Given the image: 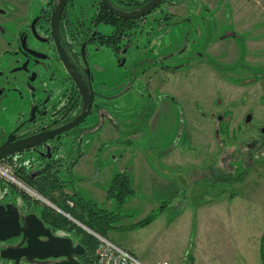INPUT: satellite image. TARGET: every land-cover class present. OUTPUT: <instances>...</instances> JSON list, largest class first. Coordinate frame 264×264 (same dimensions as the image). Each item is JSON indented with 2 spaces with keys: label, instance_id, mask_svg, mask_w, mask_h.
Instances as JSON below:
<instances>
[{
  "label": "rangeland",
  "instance_id": "374dc122",
  "mask_svg": "<svg viewBox=\"0 0 264 264\" xmlns=\"http://www.w3.org/2000/svg\"><path fill=\"white\" fill-rule=\"evenodd\" d=\"M56 1L32 0L29 18L40 11L42 4L49 8ZM98 1L71 0L68 18L71 17L75 28L82 31L94 12H98L95 27L99 24L105 36L114 31V27L101 21L103 14ZM210 1L184 0L183 15L172 16L170 12L176 8L172 6L174 1L166 0L150 17L137 21L133 25L136 35L125 43L129 50L122 66H115L116 57L113 49L109 51V45H106L108 50L98 52L95 59L99 66L95 74L97 81L106 83L104 93H114L117 89L125 92L130 89L131 93L114 103L105 102V107L114 115L101 116L96 111L95 116L88 119V130L76 132L74 137L77 150L79 144H84L85 148L87 144L90 156L85 164L91 161L99 146L110 141L120 143L104 146L106 152L98 153V161L111 166L109 173L125 168L134 195L121 209L125 221L106 238L146 264H264V137L261 132L264 127V31H256L261 22L245 35L229 36L235 31L231 24V6L211 2L210 8L206 6ZM180 3L182 0L175 1V4ZM225 8L222 16L215 15ZM17 29L12 25L3 36L4 43H12L7 44L8 49H16L13 44ZM221 40L224 43L210 46ZM51 54L56 60L53 51ZM10 66L8 55L0 60V68L5 72ZM56 66L59 93L65 89L61 83H70L62 65ZM43 76L48 80L46 74ZM15 97V92L5 96L6 99ZM154 108L156 117L149 128L150 120L148 123L140 120L139 115ZM0 126L13 129L14 115L9 109L0 111ZM113 130H119V134ZM52 145L12 158L15 162L21 161L28 174L61 161L63 193L72 194L76 186L84 197L103 202L99 192L81 190L85 182L75 176L76 165L73 174L63 176L69 160L76 157L77 151L68 158L73 151L72 144H60L58 153ZM50 147H53V155L46 152ZM46 156L54 161L50 163ZM5 161L0 165L10 168L6 167L15 181L0 175L1 189L8 184L9 191L5 198L0 189L3 203L15 204L26 213L25 199L31 198L41 209L46 206L60 214L63 212L64 217L80 227L79 221L59 208L63 199L57 191L51 196L58 205L51 199L41 198L36 188L20 178L13 163ZM244 170H248V178L243 183L231 185L220 178L225 175L234 178ZM39 197L40 200L36 199ZM68 204L73 206L72 201ZM112 204L102 207L115 212L117 207ZM149 218L151 222L144 224ZM128 227L133 228L120 229ZM53 229L59 236L69 237L78 244L74 233ZM3 249L6 246L0 244V252ZM0 264L8 263L0 257ZM21 264L31 263L23 261Z\"/></svg>",
  "mask_w": 264,
  "mask_h": 264
},
{
  "label": "flooded vegetation",
  "instance_id": "af4514ba",
  "mask_svg": "<svg viewBox=\"0 0 264 264\" xmlns=\"http://www.w3.org/2000/svg\"><path fill=\"white\" fill-rule=\"evenodd\" d=\"M59 1L57 0L56 3L54 2L55 4H50L49 8L42 4L40 11L29 18L32 8L29 2L32 3V0H28L27 2L26 0H0V60L7 55L11 57V66L8 71L5 72V70L0 68V111L9 109L11 114L14 115L13 129L6 130L3 126H0V146L6 144L10 138H12V140L15 139V141H20L64 127L73 122L84 108L83 94L80 92L76 81L70 76L60 59L55 36L53 34L52 14L59 4ZM109 1L111 5L118 10L133 12L139 10L151 0H146L145 2H137V0ZM68 5L62 13L58 25L59 40L74 68L78 83H80L82 87H84V84L88 87L89 93L93 95L94 102L90 115L80 125L45 143L53 144L52 146L56 153L61 151L60 144L69 142L72 144V147L73 144H76L74 137L77 133H82L86 131V129L88 130V119L95 116L94 114L96 111H99L101 116H113V111L105 107V102L114 103V100H120L125 95V90L122 89H117L114 93H104L103 86L106 83L97 81L95 74L96 67L99 66L95 57L97 53L103 49L108 50L106 44H103V42L115 35V32L112 30L110 34H104L105 36H103V34H101V29H99V24H96L95 27L94 22H97L95 15L98 12H96V14L94 12L85 30L79 31L75 28L74 21L70 19V15V18H68ZM119 6H124V8ZM98 7L101 14L105 12L107 15L115 16L108 11L101 1ZM119 19L126 20L124 18ZM145 19L146 18L136 21H144ZM98 21H100V17ZM101 23L100 26L102 25ZM12 25L18 27L14 40L15 42L13 44L16 46V49H8V45L11 46L12 43H4L3 38V36L9 32ZM125 43L126 40L124 39V35H122V39L121 41L119 40L118 44L119 49H117V52H113L116 57L115 66H122L125 63V55L129 50ZM23 45L25 49H23ZM51 51L56 55L57 62L55 58H53ZM93 51H95L94 54ZM109 51L112 52L111 47H109ZM121 57L122 60H120ZM56 63L62 65L63 69L66 71V77L69 80H67V82L70 83L69 85L65 84V82L61 83L65 89L59 93L57 92L58 86L56 79H58V77L56 74ZM215 63L220 65L217 62ZM44 74L47 75L48 80L43 76ZM51 74H54L52 78L50 77ZM11 92H15L16 97L13 99H6L5 96ZM169 100L173 101L172 99ZM10 103V107L7 108L6 106ZM9 117L11 118V115H9ZM263 130L264 127L261 130L264 137ZM71 135H73V137H71ZM53 147H50V152H52V154L46 151L48 155H53ZM42 155L44 156L45 153L43 152ZM48 157L49 156H46V158ZM5 160V162H8L11 158L9 157ZM5 187L6 188L1 189V193L7 198L9 195L8 184H6ZM3 202L4 200H0V204H3ZM32 212L34 211H30L29 213ZM52 233L59 236L53 228ZM22 240L23 237L21 236L18 239L0 242V244L6 246V248L21 249L27 247V242L20 245ZM41 240L46 239L41 238ZM23 261L25 260L22 259L21 263ZM46 261L55 262L57 260L51 258L38 262ZM4 262L15 264V262L6 260H4Z\"/></svg>",
  "mask_w": 264,
  "mask_h": 264
},
{
  "label": "trees",
  "instance_id": "16d2710c",
  "mask_svg": "<svg viewBox=\"0 0 264 264\" xmlns=\"http://www.w3.org/2000/svg\"><path fill=\"white\" fill-rule=\"evenodd\" d=\"M101 21H103L107 25H111L114 27L115 35H113L110 39H107L103 42V44L109 45L114 52H117L119 49L118 44L119 40L121 41L122 35H124V39L128 40L131 37L136 35L134 28V24H136V20H121L115 16L107 15L105 12L101 16ZM122 33V35H121ZM155 108L152 110L146 109L144 113L139 115L140 120L144 119L147 123L152 117ZM152 112V113H151ZM103 125V124H102ZM224 132V131H223ZM221 133V132H220ZM120 144L118 141L110 142L109 145ZM77 144H73V151L68 156V158L72 157L76 151V157L68 162L67 173H63V176L66 174H73L72 169L78 163L79 159L83 156L85 146L84 144H79V149L77 150ZM52 154V152H50ZM15 158L11 157V162L13 163V168L15 167L16 173L23 179L25 183H28L30 186L36 188L41 194L42 197L51 199L58 205L57 200H55L51 194L55 191L59 194V196L63 199L61 203H59V208H61L64 212L70 214L77 221L82 223L84 226L89 228L92 232H95L101 236H108V234L118 228V224L125 221V217L121 215V209L127 202V200L134 195V190L132 189L131 180L127 171L117 172L113 175L112 182L110 188L107 193V199L109 201H113L114 205L117 207L115 212H110L104 209L101 205L96 202L84 197L78 188L72 189V194H65L62 192V187L60 184L62 183L61 178V161H54L52 157L49 156L47 161L50 163L54 161V164L42 166L38 169L34 174H28L26 167L21 164V161H16ZM224 182L234 185L235 183H243L248 178V170H244L243 173L237 174L236 177H231L230 175H225L224 177H220ZM68 186V185H67ZM66 186V187H67ZM72 187V186H71ZM31 198H26V205L29 207V204H32V208H35L34 212L40 216V218L46 223L49 224L50 227L56 229H62L64 231L72 232L77 237V242L84 249L85 253L78 257L79 261L82 264H95L96 263V249L98 247V241L93 236L92 233L87 232L77 225H75L72 221H69L62 214L48 208H40L39 203L37 201H33ZM68 201H72L73 206L68 204ZM41 210H39V209ZM151 222V218L147 220L144 224H149ZM142 225V224H140ZM117 226V227H116ZM133 227L128 228H120V229H132ZM263 262H264V254H263Z\"/></svg>",
  "mask_w": 264,
  "mask_h": 264
},
{
  "label": "water",
  "instance_id": "95a60500",
  "mask_svg": "<svg viewBox=\"0 0 264 264\" xmlns=\"http://www.w3.org/2000/svg\"><path fill=\"white\" fill-rule=\"evenodd\" d=\"M100 1L109 12L119 18H124L127 20H140L146 18L165 2V0H151L139 10L133 12H124L114 8L109 0ZM69 2L70 0L59 1V4L56 6L55 11L52 14V27L59 57L70 76L76 81L80 92L83 94L84 108L81 114L73 122L64 127L20 141H15V139L12 140V138H10L6 144H2L0 146V162L9 157L11 158L21 153L28 152L30 150H36L42 146H47L45 143L56 136L75 129L91 113L94 102L93 95L89 93V89L84 83V87L78 83L74 73V68L71 65V62L59 40L58 25L62 13ZM23 49H25L24 45ZM50 151L51 150L49 148L48 152ZM45 203L53 209L61 212L53 204L48 203L47 201ZM23 208L26 213L20 210V208L15 204H0V242L18 239L21 236L23 237V240L20 245L27 242V247L25 248L13 249L8 247L3 249L0 252V257L3 260L15 262V264H20L22 259L31 264H82L78 257L85 253V249L80 244L75 243V241L69 237L54 235L52 233V229L45 224V222L40 218L39 215H37V213H29L32 210L30 209L31 207L24 206ZM61 213L64 214L63 212ZM77 224L85 231L92 233L91 230L81 223ZM41 238H45L46 240H41ZM51 258L56 259L57 261L38 262L49 260Z\"/></svg>",
  "mask_w": 264,
  "mask_h": 264
},
{
  "label": "crops",
  "instance_id": "0c3cea01",
  "mask_svg": "<svg viewBox=\"0 0 264 264\" xmlns=\"http://www.w3.org/2000/svg\"><path fill=\"white\" fill-rule=\"evenodd\" d=\"M174 4H172V6L175 8V11H171L170 15H177V16H181L183 15L182 10L184 9L185 6V2L184 0H182V3L180 4H175L176 0H173ZM211 2H213L214 4H229L231 6V9L229 8V11L231 12V15L233 16V19L231 21V24L235 27V31H233L232 33H229L228 35L230 36V34H237V35H245L247 34V32H249L252 27L256 24L261 23V25H259L256 28V31H264V0H211L210 2H206V6L210 7ZM207 8L208 13H210V9ZM211 8V7H210ZM181 9V12H177L178 10ZM227 8L223 9L220 13H214L215 15H217L218 17L222 16L224 13V10H226ZM198 11V10H197ZM211 14V13H210ZM192 21V20H191ZM198 31V34H201L200 32V28L196 29ZM217 30V29H216ZM168 34V32L166 31L165 33V37ZM164 37V38H165ZM233 38V37H231ZM234 39V38H233ZM224 43L223 40H221V42L217 43H211L210 46L213 45H217V44H222ZM237 47L238 45L235 44ZM152 47V43L149 45V49L151 50ZM140 49V48H139ZM148 49V50H149ZM139 57V55H138ZM131 93L130 89H127L125 92V96H128ZM140 95V94H139ZM144 107V106H143ZM140 106V108H143ZM158 106H156L155 108H157ZM142 110V109H141ZM140 110V111H141ZM156 110V109H155ZM155 113V111H154ZM152 115L150 121H149V128L151 126L152 123V119L154 117H156V113ZM154 120V119H153ZM118 128V125L117 127ZM115 133L119 134V130L115 131L113 130ZM109 144H105L104 146H108ZM101 145L97 148L94 157L91 158V161H89V163L85 164V159H89L88 154V150H87V144H86V148L84 151V155L83 157L79 160V162L76 164V166L74 167V174L77 178H81L83 179V183L81 186V190L82 191H95V193L99 192V195L102 196L103 198V202H97L95 200H93L94 202H96L97 204L103 206V204L108 205L111 204L113 202H109V200L107 199V193L109 190V186H110V182L111 179L113 178V175L116 173V171H110L109 173V169H110V165H106L104 162L99 163L98 161V153L100 152V154H104L106 151L105 147ZM107 148V147H106ZM104 151V152H103ZM99 154V156H100ZM116 161V160H115ZM101 167V168H100ZM125 168H121L118 172H124ZM107 173H109L107 175ZM101 184H104V186H100ZM111 205H109L110 207H112Z\"/></svg>",
  "mask_w": 264,
  "mask_h": 264
},
{
  "label": "built area",
  "instance_id": "2783aa9c",
  "mask_svg": "<svg viewBox=\"0 0 264 264\" xmlns=\"http://www.w3.org/2000/svg\"><path fill=\"white\" fill-rule=\"evenodd\" d=\"M6 167L7 166H4L3 164L0 165V175L6 177V180L8 179L14 180L8 174V169L10 168L7 167L8 169H6ZM38 196L36 195V197ZM40 197L36 199L40 200L42 198ZM92 234L98 241V247L96 249V263L95 264H146L142 262L141 260H139L134 254L123 249L119 245L113 243L106 237L93 233V232ZM162 264H169V263H162Z\"/></svg>",
  "mask_w": 264,
  "mask_h": 264
},
{
  "label": "bare ground",
  "instance_id": "6f19581e",
  "mask_svg": "<svg viewBox=\"0 0 264 264\" xmlns=\"http://www.w3.org/2000/svg\"><path fill=\"white\" fill-rule=\"evenodd\" d=\"M43 198V197H42Z\"/></svg>",
  "mask_w": 264,
  "mask_h": 264
}]
</instances>
